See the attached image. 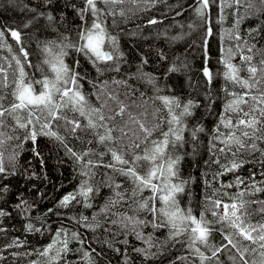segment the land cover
I'll return each mask as SVG.
<instances>
[{
	"label": "trees",
	"instance_id": "16d2710c",
	"mask_svg": "<svg viewBox=\"0 0 264 264\" xmlns=\"http://www.w3.org/2000/svg\"><path fill=\"white\" fill-rule=\"evenodd\" d=\"M84 7L85 0H51L50 3H46V0H0V27L6 35H9L10 30L21 33L22 44H17L12 39L7 44L13 47L14 55L20 57L30 76L41 78L42 73L36 70L37 67H43L48 73L47 66L42 62L45 59L44 47H55L50 42L78 44V31L85 21L88 24L95 18L88 12L85 13V21H82L78 10ZM98 7L101 9V21L107 25V32L116 38L114 60L107 64L99 63L102 71H98L97 65L87 56L78 53L74 48H67L68 55L64 57V61L79 72L82 77L79 81L81 90L86 93L85 96L94 107L98 108L102 103H107L105 114L115 118L106 123L116 129L113 135L117 137V143L101 145L97 143V136L93 131H78L76 137H73L62 126V121L54 122L53 130L64 136L68 145L77 152L92 149L96 155L89 158L95 161H100L99 154L105 153L103 164H108L112 162L111 154L108 153L109 147L127 148L131 152L130 142L137 136L143 139V133L138 125L129 120V114L148 127L160 123L161 130L153 132L151 137L160 139L161 131L168 130L167 120L170 117L168 109L158 97L178 99L181 107L175 109L176 114L182 112L183 105L191 101V115L181 117V124L174 125L177 130L184 123L190 125L191 133H183V141L177 142L175 147H169L167 151L171 157L180 158L177 165L179 179L176 180L193 182L197 176L198 186L197 181L194 183L197 196L190 206L192 205L198 216L205 212L206 219L214 222L216 218L205 211L206 198L231 203L229 196H236L253 180L257 184L264 182V139L254 141V151L236 152L233 147L232 151L225 153L218 151L224 145L213 141L221 113L230 98L228 93L241 91L238 90L239 86L224 78L226 69L222 63V49L232 48L237 52V45L245 42L264 48V6L257 2L254 8L247 9L243 4L239 8L233 4L221 11L220 0H212L203 18L195 12L198 7L197 0H139L136 5L129 0L124 4L106 5L100 0ZM49 15L53 17L52 20L48 19ZM240 16L244 19L240 20L236 28L234 26ZM150 20H156L157 23L150 24ZM25 24L28 26L25 27ZM209 28L212 30L211 35H207ZM230 31L231 38L228 36ZM237 32L242 37L241 41L235 40ZM71 36L75 37L74 41H70ZM21 47L29 54L30 61H24ZM107 47L111 50L113 45L109 44ZM10 59L7 47L0 48V64L11 75L16 70V64L13 61L11 68L5 65ZM259 59L257 56L254 63ZM29 62L34 67H28ZM232 62L240 65L239 55ZM205 66L213 74L211 83L203 75ZM173 68L176 70L169 71ZM241 75L247 76V73L241 72ZM115 81L123 83H114ZM11 92L12 87L0 88V95L4 96L0 103L5 108L13 102ZM109 94H114L118 100L109 99ZM118 102L126 106L123 116L116 115L119 110ZM67 114L86 124V118L71 112ZM3 119L8 125L4 131L15 138L0 147L6 169L0 173V212L5 213L0 215V264H32L33 261L47 264V258L39 256L38 250L51 243L56 232L61 229L68 234L66 238L71 250L58 264H191L193 257L186 246V237L181 238V243L169 241L168 228L153 230L149 223L141 231L145 237L148 233H153L159 246L148 249L149 253L155 255L146 259L145 255L134 249L148 248L147 244L119 226L111 224V220L117 218L112 213L135 215L146 221H151L153 217L148 211H133L138 205L131 199L116 205L107 214L101 212V208L109 200L116 198L113 188L105 183L109 177L122 185L118 191L126 197L131 196L133 188L131 181L114 173L110 168L100 166L94 169L95 176L90 183L94 188L98 187L99 191L91 194L88 201L78 197L79 203L72 201L67 207L61 206L60 201L65 195L79 191L81 181L85 178L79 174L80 166L66 154L59 141L40 135L33 143L30 139H24L25 130L16 128L13 131L15 121L12 117L6 115ZM57 124L61 126L57 127ZM198 128L203 131H196ZM121 129L127 135H122ZM97 131L103 133L102 128ZM220 131L228 130L221 126ZM213 142L215 149L211 148ZM252 142L249 141V144ZM143 146L142 144L141 149L136 151L142 153ZM13 155L15 159H12ZM126 158L131 159V155ZM233 162L241 164V167L224 173ZM140 163L138 171L141 174L146 173L149 163ZM237 177L242 178L244 184L239 187H225L234 184ZM141 195L148 198L152 192L146 189ZM139 199L137 196L136 200ZM244 199L264 200V192L256 196L246 193ZM22 201L26 203L21 204ZM85 203H90L92 207H85ZM156 204L160 207V203ZM17 205L21 207L17 208ZM251 207L255 210L258 206L254 204ZM81 216L87 217V221H81ZM252 222H264V217L256 213L252 216ZM84 223L100 226L93 231L83 227ZM28 224L33 226V230L27 229ZM212 227L216 231L213 232L210 242L216 245L219 239H223L221 232L230 230L216 223ZM72 232L79 233L84 243L73 239ZM64 238L62 233L61 239ZM125 240L127 243H124ZM13 241H18L20 246H9ZM243 243L249 244L248 241ZM250 246L258 249L257 245ZM85 251L89 253L88 257L84 256ZM202 251L211 255L203 247ZM165 253L172 255L164 258ZM249 253L250 256L255 255ZM54 254L55 249L52 252ZM178 257H189V260L186 262ZM221 260V264L230 263L226 258ZM195 264H199V261L196 260Z\"/></svg>",
	"mask_w": 264,
	"mask_h": 264
},
{
	"label": "snow or ice",
	"instance_id": "6c2138e0",
	"mask_svg": "<svg viewBox=\"0 0 264 264\" xmlns=\"http://www.w3.org/2000/svg\"><path fill=\"white\" fill-rule=\"evenodd\" d=\"M50 2L51 0H46V3ZM99 2L100 0H85V7L78 10V15L82 21H85V13L88 12H91L92 16L95 17L90 26L85 21L83 27L78 31V44L50 42L55 44V47L45 46L43 49L45 59L42 63L47 66L48 73L44 71L43 67H37L36 70L42 73L41 78L37 79L35 76H29L25 71L24 63L16 55L11 58L16 64V70L11 75L8 69L0 64V88L8 89L12 87L11 95L13 98V102L8 108H5L3 103H0V147L15 138L4 131V129L8 128L7 123L3 119L6 115L12 117L15 121L13 131L16 128L25 130L24 139L26 140L30 139L35 143L38 136L44 135L59 141L66 154L80 166L79 174L81 177H85L81 181L78 192L68 193L62 198L60 205L64 207H67L72 201L79 203L78 197H83L85 201H88L91 194L99 191L98 187L94 188L90 183L95 176L94 169L97 167L110 168L114 173L126 177L133 185L131 196L126 197L124 193L118 191L122 185L115 183L112 177H109L105 183L108 187L113 188L116 198L109 200L101 208V212L107 214L116 205L126 199H131L133 203L138 205L133 211H148L151 213L153 217L151 221L138 219L135 215L128 216L125 213H112L117 218L111 220L113 226H119L147 244L148 248L134 249V251L145 255L146 259L155 255V253H149L148 249L159 246L153 233H148L147 237H145L141 231L143 227H147L150 223L153 230L168 228L169 241L181 243V238L186 237V246L190 256L193 257L191 264H195L196 260L199 261V264H211L212 261H216L219 264V254L226 251L229 246L236 251V255L230 256L233 264H236L237 257L242 264H249L246 254L249 252L257 253L258 249L259 260H253L252 264H264V222H252V216L256 213L264 217V200L244 199L246 193L249 196H256L258 193L264 192V186H261L264 182L257 184L253 180L250 185H246L244 190L239 191L236 196H229L231 203L223 202L220 199L206 198L207 207L205 211L210 212L216 218L214 222L206 219L205 212H201L197 217L193 214L191 208L181 209L178 204L177 197L185 192L184 185L187 181L174 182V180L179 179L177 165L180 158L171 157L167 150L169 147H175L177 142L183 141V128L177 130L174 125L181 124V117L191 115L190 108L193 106L191 101L183 105L182 112L176 114L175 109L181 107L178 99L167 96L158 97L164 107L168 109L170 117L167 120L168 130L161 131L162 138L160 139H151L153 132L161 130L160 123H154L151 127H148L140 119L129 114V120L139 126L140 131L143 133V139L141 140L137 136L135 140L130 142L131 152L127 148L109 147L108 153L111 154L112 162L108 164H103L105 153H100L101 160L95 161L89 158L96 155L92 149L77 152L68 145L64 136L53 130L54 122L62 121V126L73 137H76L78 131H93L97 136V143L101 145H115L117 143V137L113 135L116 129L106 123V121H113L115 118L112 115L105 114L104 109L108 107L107 103H102L98 108L94 107L81 91L79 81L82 77L79 72L64 61V57L68 55L67 48H74L78 53L87 56L92 60L93 64L97 65L98 71H102L99 68V63L107 64V62L114 60L116 38L109 35L101 23V9L97 6ZM125 2L126 0H103L106 5H118ZM129 2L136 5L139 0H129ZM257 2L264 6V0H220L221 11L232 7L233 4L237 8L243 4L247 9H252ZM197 3L198 7H196L195 12L197 16L203 18L205 10L210 7L212 0H197ZM123 14L122 11L121 15ZM48 19L52 20L53 17L49 15ZM243 19L244 17L240 16L234 27L238 28L240 20ZM149 23L155 24L157 21L150 20ZM27 26L25 24V27ZM190 27L192 26L190 25ZM211 34L212 30L209 28L207 35ZM10 35L17 44H22L19 31L10 30ZM228 36L231 38V31ZM235 40H242L238 32L235 34ZM109 44L113 45L111 50L107 47ZM3 47H7L9 53L12 52L11 46L7 44L5 39V32L0 31V48ZM237 48V52H234L232 48L222 49L224 57L222 63L226 69L224 78L226 81L239 86L242 91L228 93L232 99L226 103L224 111L221 113L220 123L215 130L216 135L213 137V141H219V143L224 145L218 149L220 153L232 151L233 147H235L236 152L241 150L254 151L256 150L254 141L264 139V48H257L255 44L248 45L247 42L237 45ZM20 52L23 53V59L27 62L29 54L24 51L23 47L20 48ZM236 55H239L240 65L232 62ZM257 56L260 59L254 63ZM76 63L79 64V61ZM27 66L34 67L30 62ZM8 67L11 68V63H9ZM116 70L118 71L119 69L117 68ZM174 70L176 69H169V71ZM241 72H246L247 76H242ZM203 75L211 83L213 74L207 66L203 69ZM114 83L123 82L115 81ZM37 86H39V90H37ZM225 90L227 91V89ZM108 98L118 100L114 94H109ZM3 100L4 96L0 95V101ZM118 103L119 110L116 115L123 116L126 106L122 102ZM68 112L86 118L87 123L82 124L74 116L70 117L67 114ZM56 126L60 127L61 125L57 124ZM221 126L228 131L221 132ZM101 128L104 129L103 133L97 131V129ZM120 131L122 135H127L123 129ZM196 131H203V129L198 128ZM249 141L253 142L249 144ZM89 143H92V141H89ZM142 144L144 145L142 153L137 152L136 150L141 149ZM215 147L213 142L211 148L215 149ZM233 154L235 155L236 153ZM128 155H131V159L126 158ZM12 159H15V155H13ZM141 161H147L150 165L148 171L143 174L138 171L141 167ZM239 167H241V164L233 162L231 167L226 168L225 171H234ZM5 170L3 153L0 152V173L5 172ZM242 184H244V180L237 177L234 184H228L225 187H239ZM146 189L152 192V195L148 198H144L141 195ZM225 195H228V193H225ZM137 196L140 197L139 201L136 200ZM157 200L160 203V207H157ZM24 203L26 202H21V204ZM254 204L258 206L255 210L251 207ZM84 206L92 207L90 203H85ZM20 207L21 205H17V208ZM4 214L0 212V215ZM87 219L84 216L80 218L81 221L85 222ZM95 219L96 217L94 216L93 220ZM77 222L79 223V221ZM213 223L220 224L223 228L230 230L221 232L223 240L227 242L226 244L215 245L210 242L213 232L216 231L212 227ZM82 226L94 231L95 227L100 225L93 226L84 223ZM26 227L29 231L33 230L31 224ZM105 230L110 231V229ZM37 231L39 230L37 229ZM62 233L65 237L64 239H61ZM67 235L65 230H58L52 242L43 249L38 250L37 254L47 258V264H58L64 255L71 250L69 241L66 238ZM71 236L73 239L78 240L79 243H84L79 233L72 232ZM244 241H248L249 244L245 245ZM124 243H127V240ZM13 245L20 246L18 241H13V244L9 246ZM58 245L59 247H57ZM250 245H257L258 249ZM202 247L209 250L211 255H206L202 251ZM54 249L55 254L52 255ZM84 256L88 257L89 253L85 251ZM178 259L187 262L189 257H178ZM32 264H38V262L33 261Z\"/></svg>",
	"mask_w": 264,
	"mask_h": 264
},
{
	"label": "rangeland",
	"instance_id": "374dc122",
	"mask_svg": "<svg viewBox=\"0 0 264 264\" xmlns=\"http://www.w3.org/2000/svg\"><path fill=\"white\" fill-rule=\"evenodd\" d=\"M90 13V16H92V14H91V12H89ZM101 23H103V22H101ZM103 26L105 27V29H106V31H107V25L105 24V23H103ZM110 35V34H109ZM67 40H69V39H67ZM75 40V37H70V41H74ZM45 48V47H44ZM25 71L27 72V69L25 68ZM28 75L30 76V74L28 73ZM37 90H39V86L37 87ZM82 91V90H81ZM84 95H86V93H84V92H82ZM89 93V92H88ZM13 99V98H12ZM227 103V102H226ZM225 103V104H226ZM181 128H183V132H182V134L184 133V134H187V133H191V127H190V125H187V124H183L182 125V127ZM102 131H104L103 129H102ZM187 153V152H186ZM188 154V153H187ZM190 154V153H189ZM193 176H192V174H191V176H190V178H192ZM198 179H197V176H196V179L193 181V182H191V181H189V182H187L185 185H184V187L185 186H192V185H194V183L197 181ZM174 182H177V183H179L180 181H178V180H174ZM197 185L196 186H198V181H197V183H196ZM177 201H178V204H179V206H180V208L181 209H189V208H191L192 209V211H193V214L194 215H196L197 217H198V215L196 214V212H195V210L193 209V207H192V205L190 206V203L191 202H193L194 201V192L192 191L191 193H190V198L189 199H187L185 196H184V193H181V194H179L178 195V197H177ZM227 242L226 241H224L223 239H219L218 241H217V243H216V245H220V244H226ZM258 252H259V250L257 251V253H255V255H253V256H250V254L251 253H248V254H246V259L249 261V264H252V261L253 260H259V255H258ZM206 255H207V253H205ZM233 255H236V251H235V249H232L230 246H229V248L226 250V251H224V252H222L221 254H219V264H221V262H222V260H221V258H226V259H228V261L230 262L229 264H233V261L230 259V256H233ZM211 264H217V262L216 261H212L211 262ZM236 264H242V262H240L239 261V258L237 257V261H236Z\"/></svg>",
	"mask_w": 264,
	"mask_h": 264
},
{
	"label": "bare ground",
	"instance_id": "6f19581e",
	"mask_svg": "<svg viewBox=\"0 0 264 264\" xmlns=\"http://www.w3.org/2000/svg\"><path fill=\"white\" fill-rule=\"evenodd\" d=\"M98 6V5H97ZM93 19H95V18H93ZM92 19V20H93ZM92 20H90V22L88 23V26H90L91 25V23H92ZM102 22V21H101ZM102 25H103V23H102ZM0 31H2V29H1V27H0ZM5 39H6V41H11V35H10V31H9V35H6L5 34ZM13 40V39H12ZM25 43L27 44L28 42L25 40ZM12 48V52L11 53H9L10 54V57L12 58V56L14 55V53H13V47H11ZM28 61H30V59H28ZM9 63H13V60L12 59H10V61H6L5 62V65H9ZM85 122L87 123V119L85 120ZM231 167V165L229 166V167H227V168H230ZM262 167V166H261ZM261 167H260V170H261ZM227 172H229V171H224V173H227ZM194 192V197H196L197 196V194H196V192H197V187L196 186H194V185H192V186H185V192H184V196L187 198V199H189L190 198V193L191 192ZM198 196H199V194H198ZM156 203H159V201L157 200L156 201ZM169 233V232H168ZM172 255V253L170 254V253H165L164 254V258H168L169 256H171Z\"/></svg>",
	"mask_w": 264,
	"mask_h": 264
}]
</instances>
